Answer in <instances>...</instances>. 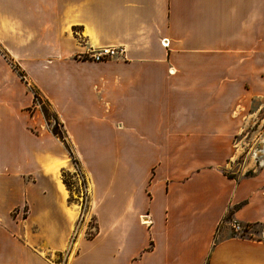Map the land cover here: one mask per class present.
I'll return each instance as SVG.
<instances>
[{
	"label": "crops",
	"instance_id": "obj_1",
	"mask_svg": "<svg viewBox=\"0 0 264 264\" xmlns=\"http://www.w3.org/2000/svg\"><path fill=\"white\" fill-rule=\"evenodd\" d=\"M263 104L264 0H0V264H264V167L229 170Z\"/></svg>",
	"mask_w": 264,
	"mask_h": 264
},
{
	"label": "rangeland",
	"instance_id": "obj_2",
	"mask_svg": "<svg viewBox=\"0 0 264 264\" xmlns=\"http://www.w3.org/2000/svg\"><path fill=\"white\" fill-rule=\"evenodd\" d=\"M9 63H11L13 69L17 72L21 80L24 81L25 85L27 86L28 90H31L34 94V92H37V99L34 98L33 95V106L32 108L39 109L41 112V115L43 116L44 120L46 123L49 125V128L52 132V126L55 123V114L48 105L47 101L40 95L37 87L27 78H25L23 71L15 65L13 62L9 60ZM31 112L32 109L30 108ZM256 123L247 126V128L238 136H235L237 140H242L241 144H244L247 142L255 132L261 131L264 129V104L261 106L258 116H257ZM58 120V119H57ZM62 128L61 126H57V131H60ZM54 135V134H53ZM56 136V135H55ZM58 137V136H57ZM59 138V137H58ZM60 139V138H59ZM61 140V139H60ZM62 141V140H61ZM65 147L67 148V151L69 152V155L71 157V164L73 167V171L71 172H64L62 173V180L64 185L67 187L68 191H73L72 194V202L79 201L80 205V210L82 215L85 214V218H88V226H87V235L90 236L95 232V221L93 216H89V205H88V197H87V192L85 190V180L83 179V175L81 173L80 165L78 160L74 157L72 149L69 145V143L66 141H62ZM244 142V143H243ZM232 167H229V170L235 171H240L244 170L243 167L246 165L242 162L238 161H231ZM247 171V169L245 170ZM227 173L230 174V171H227ZM77 203V202H75ZM26 212L27 208L23 207L20 210L19 209H13L10 214L12 216L16 215L19 213L20 217H26ZM78 225V224H77ZM55 256L52 255V258Z\"/></svg>",
	"mask_w": 264,
	"mask_h": 264
},
{
	"label": "built area",
	"instance_id": "obj_3",
	"mask_svg": "<svg viewBox=\"0 0 264 264\" xmlns=\"http://www.w3.org/2000/svg\"><path fill=\"white\" fill-rule=\"evenodd\" d=\"M163 45H166V43ZM124 49L122 46H104L94 49H89L84 54L80 55L82 59H89L94 61H102L122 56ZM242 140L234 138L233 147L234 155L231 161H238L246 164L243 169L248 171H255L264 167V129L254 133V135L247 141L241 144ZM231 230L234 234L245 235L248 233V227L241 223L230 220Z\"/></svg>",
	"mask_w": 264,
	"mask_h": 264
},
{
	"label": "trees",
	"instance_id": "obj_4",
	"mask_svg": "<svg viewBox=\"0 0 264 264\" xmlns=\"http://www.w3.org/2000/svg\"><path fill=\"white\" fill-rule=\"evenodd\" d=\"M34 98L37 99V92H34ZM57 126H60V122L57 120V117L55 115V123L52 126V133L56 136H58L62 141L66 142V138H65V134L63 132V130L61 129L60 131H57Z\"/></svg>",
	"mask_w": 264,
	"mask_h": 264
}]
</instances>
